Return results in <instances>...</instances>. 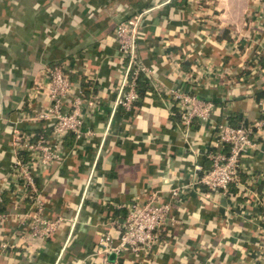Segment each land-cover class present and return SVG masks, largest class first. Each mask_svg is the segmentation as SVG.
Masks as SVG:
<instances>
[{
	"label": "crops",
	"instance_id": "crops-1",
	"mask_svg": "<svg viewBox=\"0 0 264 264\" xmlns=\"http://www.w3.org/2000/svg\"><path fill=\"white\" fill-rule=\"evenodd\" d=\"M137 16L150 85L165 77L176 90L211 101L209 120L186 126L172 118L165 85L132 110L111 112L125 65L114 48V28ZM260 51L264 0H0V183L10 214L0 219V237L10 243L0 264H116L120 256L123 264H264V135L243 157L231 191L207 190L193 171L196 163L209 166L225 117H259ZM55 63L69 67L73 94L93 102L84 126L94 134L74 139L61 162L33 169L44 214L63 218L50 237L36 239L25 236L21 220L29 206L11 177L14 136L46 128L27 117L47 103L46 94L30 93ZM177 185L184 186L151 256L125 252L110 259L99 251L103 232L117 241V223L132 201L158 187L166 197Z\"/></svg>",
	"mask_w": 264,
	"mask_h": 264
},
{
	"label": "built area",
	"instance_id": "built-area-1",
	"mask_svg": "<svg viewBox=\"0 0 264 264\" xmlns=\"http://www.w3.org/2000/svg\"><path fill=\"white\" fill-rule=\"evenodd\" d=\"M139 28V16L121 21L114 28V48L124 58L125 65L116 96L111 102L112 113L117 108L132 110L134 103L139 100L136 82L139 77L149 76L140 57ZM68 70L69 67L64 63L47 66L43 72L45 80L32 87L30 93V97H34L38 89H41L46 94L47 103L38 109H33L27 117L38 124L44 123L50 126L51 130L47 138L39 136L31 140L36 135L35 131L17 133L14 136L16 151L26 152L29 159L22 161L16 156L11 177L29 206L21 220L28 231L25 236L36 239L50 237L63 218H49L44 214V196L33 169L64 160L63 141L67 133H72L76 140L94 134V131L84 126L85 110L89 106L93 107L94 104L80 95L73 94L74 84L68 75ZM154 82L152 87L157 92L166 89L161 82L157 80ZM166 95L178 106L184 125L187 126L195 120L204 122L210 119L214 108L211 101L198 98L187 90L168 88ZM263 135L264 107L260 110L259 117L253 122H247L246 125L232 126L227 120L219 123L214 149L208 154L209 166L205 167L201 163L193 166V171L197 175L196 182L209 191L226 193L231 184L237 183L239 173L243 171V157L258 148L257 140ZM183 186L177 185L168 189L166 197L163 195L164 190L158 187L143 201H132L126 208L122 221L117 223L119 231L117 241L113 240L109 232H103L98 240L99 251L105 257L110 253L118 257L125 252L151 256L170 219L169 212L173 201ZM3 194L4 188L0 183V219L7 220L10 214L3 209ZM68 221L74 223L75 217L69 218ZM259 230L261 234L259 245L264 247V228L260 227ZM18 232L19 229H16L12 234L16 235ZM9 246L7 238L0 237V253L6 251Z\"/></svg>",
	"mask_w": 264,
	"mask_h": 264
},
{
	"label": "trees",
	"instance_id": "trees-1",
	"mask_svg": "<svg viewBox=\"0 0 264 264\" xmlns=\"http://www.w3.org/2000/svg\"><path fill=\"white\" fill-rule=\"evenodd\" d=\"M257 58H258V60H260V63L262 64L261 66H264V52L263 51H260L257 53ZM183 64L184 65L187 64L186 61H184ZM136 83H137V90H138L139 98H143V96L147 93H151V94L156 93V90L153 89V87L150 85V83L146 77H143V76L139 77ZM215 102L217 103L218 101H215ZM136 103L139 104V102H136ZM136 103H134V106L136 105ZM170 112H171L172 118H175L177 121L182 122L181 111L179 110L178 106L176 105V103L174 101H171ZM225 119H227V122L229 124H231L232 126H240V125H246L247 124V121L242 117V115L240 113H233L232 115L225 117ZM50 130H51L50 126H46V128H43L40 130H35L36 135L31 140L39 138V136H41L42 138H47ZM74 139L75 138H74L72 133H67V135L63 141V147L67 150H71L75 145ZM213 149H211V150H213ZM17 157L20 158L22 161H27L29 159V155L24 151H18ZM240 174L241 173H239V176H240ZM239 176H238V178H239ZM234 185L235 184H231L229 186V190L232 189V187ZM3 209H4V207H3ZM261 225H262V227H264V221L261 222ZM122 259L123 258L120 256L118 258L116 264H123Z\"/></svg>",
	"mask_w": 264,
	"mask_h": 264
},
{
	"label": "water",
	"instance_id": "water-1",
	"mask_svg": "<svg viewBox=\"0 0 264 264\" xmlns=\"http://www.w3.org/2000/svg\"><path fill=\"white\" fill-rule=\"evenodd\" d=\"M159 80L160 82L165 85L166 87L170 88V89H173V90H176L177 88V85L176 84H173L171 81H169L168 79H166L165 77H159ZM15 119V116L13 115L11 117V120H14ZM109 257L110 259H113L115 257L114 253H110L109 254Z\"/></svg>",
	"mask_w": 264,
	"mask_h": 264
}]
</instances>
